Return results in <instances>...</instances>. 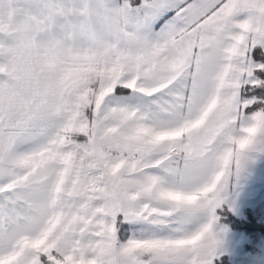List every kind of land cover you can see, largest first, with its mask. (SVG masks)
Instances as JSON below:
<instances>
[{"label":"snow or ice","instance_id":"obj_1","mask_svg":"<svg viewBox=\"0 0 264 264\" xmlns=\"http://www.w3.org/2000/svg\"><path fill=\"white\" fill-rule=\"evenodd\" d=\"M264 264V0H0V264Z\"/></svg>","mask_w":264,"mask_h":264},{"label":"rangeland","instance_id":"obj_2","mask_svg":"<svg viewBox=\"0 0 264 264\" xmlns=\"http://www.w3.org/2000/svg\"><path fill=\"white\" fill-rule=\"evenodd\" d=\"M229 229V228H228ZM246 236L243 233L234 232L229 229L225 236L223 251L229 264H245L248 253V246L242 237Z\"/></svg>","mask_w":264,"mask_h":264},{"label":"trees","instance_id":"obj_3","mask_svg":"<svg viewBox=\"0 0 264 264\" xmlns=\"http://www.w3.org/2000/svg\"><path fill=\"white\" fill-rule=\"evenodd\" d=\"M221 222L227 224L228 228H229L231 231L239 232V233H243V234L247 235V233H245V232L243 231V229H237V228L233 227V225H232L231 223H228L226 217L223 218ZM259 227H260L262 230H264V224H260ZM222 259L226 262V264H229V263L227 262V259H226L225 256H222Z\"/></svg>","mask_w":264,"mask_h":264}]
</instances>
